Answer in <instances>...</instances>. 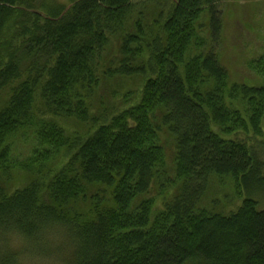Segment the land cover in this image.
Here are the masks:
<instances>
[{
    "label": "trees",
    "instance_id": "16d2710c",
    "mask_svg": "<svg viewBox=\"0 0 264 264\" xmlns=\"http://www.w3.org/2000/svg\"><path fill=\"white\" fill-rule=\"evenodd\" d=\"M220 1H150L152 24L128 25L149 4L0 0V172L23 129L69 155L14 192L0 182V264H22L25 251L70 264H264V207L254 198L264 196V158L247 141L264 134V83L231 85L216 49ZM113 38L119 55L103 65ZM136 75L138 104L91 116L101 77ZM48 116L95 126L71 137ZM163 129L175 139L173 176ZM214 176L247 188L236 211L202 206ZM92 185L112 194L83 213L74 205ZM16 237L27 249H12Z\"/></svg>",
    "mask_w": 264,
    "mask_h": 264
},
{
    "label": "rangeland",
    "instance_id": "374dc122",
    "mask_svg": "<svg viewBox=\"0 0 264 264\" xmlns=\"http://www.w3.org/2000/svg\"><path fill=\"white\" fill-rule=\"evenodd\" d=\"M57 1L60 3L67 2V0ZM150 1H154L153 4H155L157 0H133L139 5L138 11L141 9L142 4L149 5L146 7L147 12L144 16L135 14L128 25H132V22L138 19L145 22L146 17L149 20V24H152L156 14L153 13V4ZM219 8L222 11L224 24L221 39L216 49L220 55L222 66L228 71L231 85L233 83H245L253 87L261 86L264 83L263 76L259 72L260 63L264 64V0H222L219 2ZM202 21L207 24L205 18ZM130 29H133V27ZM205 34L207 35L208 33L205 32ZM119 51V40L113 38L108 44V50L104 53L102 64L105 65L107 63L108 65L109 59L118 57ZM143 83V78L138 75L129 78L124 76L114 78L101 77V84L89 98L91 116L96 119L100 117L97 119L100 122L103 116L101 112L110 117L114 112H119L122 109L138 104ZM46 118L47 121L57 122L71 137L87 134L95 126L90 123L77 122L74 119L55 118L54 121L50 116ZM34 134L32 128L23 129L22 132L12 137L10 141L12 143V165L7 174L0 172V182L4 183L9 192H14L15 189L24 187L27 181L37 175L38 169L41 168L42 173L53 168L58 170V168L63 167L67 163L66 161L69 157L66 151L67 147L52 149L50 146H45L43 148L39 141H36ZM251 134L253 135L251 139H247V135L244 133L241 134V137L246 138L248 143L255 145L254 151L264 158V134L257 137L253 133ZM161 140L166 150L167 166L168 169L170 168L171 176H173L176 159L175 139L169 131L163 129ZM38 151L42 152V154L38 155ZM48 152L51 154L50 156L46 155ZM171 176L170 178H173ZM175 187L176 185L171 190L174 191ZM207 189L206 195L202 200V206H205L208 210L219 211L224 214L236 211L243 198L248 194L244 184L236 187L231 177L220 179L214 176ZM111 192L112 190L105 186L92 185L87 191V199H81V202L74 206H78L80 211L87 213L96 203L97 198L104 194L100 201L104 197L108 199L112 194ZM158 193V188L155 186L150 194L156 199L155 210L160 209L162 205L161 197ZM254 198L261 202L260 207H264V196L261 191L255 193ZM10 242L11 244L9 243V245L14 251L22 252L26 248L17 237L12 238ZM66 257L67 255L64 256V259L63 257L52 256V254L50 256H41L25 251L22 254V264H68L69 262L65 261Z\"/></svg>",
    "mask_w": 264,
    "mask_h": 264
}]
</instances>
